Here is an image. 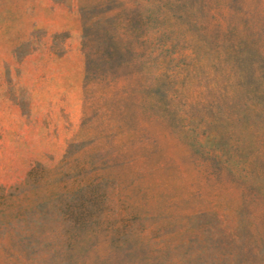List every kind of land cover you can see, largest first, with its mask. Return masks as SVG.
<instances>
[{
  "label": "rangeland",
  "instance_id": "1",
  "mask_svg": "<svg viewBox=\"0 0 264 264\" xmlns=\"http://www.w3.org/2000/svg\"><path fill=\"white\" fill-rule=\"evenodd\" d=\"M0 264H264V0H0Z\"/></svg>",
  "mask_w": 264,
  "mask_h": 264
}]
</instances>
